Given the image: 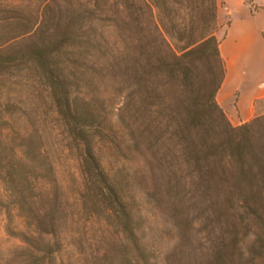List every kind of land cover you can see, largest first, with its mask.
<instances>
[{
  "label": "trees",
  "instance_id": "trees-1",
  "mask_svg": "<svg viewBox=\"0 0 264 264\" xmlns=\"http://www.w3.org/2000/svg\"><path fill=\"white\" fill-rule=\"evenodd\" d=\"M61 1L0 0V75L39 73L79 143L88 183L107 213L127 216L118 181L95 153L109 119L89 89L111 77L118 123L133 127L156 193L205 200L232 246L264 264V113L234 126L216 100L225 75L217 0Z\"/></svg>",
  "mask_w": 264,
  "mask_h": 264
},
{
  "label": "rangeland",
  "instance_id": "rangeland-1",
  "mask_svg": "<svg viewBox=\"0 0 264 264\" xmlns=\"http://www.w3.org/2000/svg\"><path fill=\"white\" fill-rule=\"evenodd\" d=\"M244 4L251 12L258 9L254 0ZM221 9L227 25L229 10L225 5ZM104 81L89 89L97 99L100 117L109 119V126L100 130L95 153L118 181L130 212L127 216L107 213V202L88 183L79 143L68 133L39 73L26 68L0 75L4 263L261 264L250 261L246 246H232L214 214L204 209L205 200L156 193L145 160L134 152L133 127L124 130L118 123L117 84L111 77ZM256 109L260 113L264 101ZM149 139L146 134L142 137L145 149Z\"/></svg>",
  "mask_w": 264,
  "mask_h": 264
},
{
  "label": "crops",
  "instance_id": "crops-1",
  "mask_svg": "<svg viewBox=\"0 0 264 264\" xmlns=\"http://www.w3.org/2000/svg\"><path fill=\"white\" fill-rule=\"evenodd\" d=\"M254 1L258 9L251 12L244 0H217V37L225 75L216 100L234 126L264 113L256 109L264 101V2ZM221 5L229 10L227 25Z\"/></svg>",
  "mask_w": 264,
  "mask_h": 264
}]
</instances>
